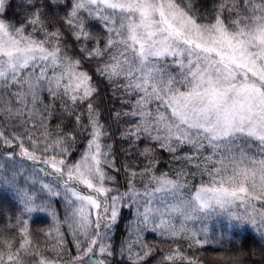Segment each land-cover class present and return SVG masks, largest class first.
Segmentation results:
<instances>
[{"label": "snow or ice", "instance_id": "obj_1", "mask_svg": "<svg viewBox=\"0 0 264 264\" xmlns=\"http://www.w3.org/2000/svg\"><path fill=\"white\" fill-rule=\"evenodd\" d=\"M49 2L65 5L62 28L42 18L43 0H15L19 23L7 15L13 0H0V159L13 161L10 175L0 163V178L22 204L0 226V264H65L69 243L70 264H147L157 250L146 231L223 256L229 245L209 238L207 227H188L218 210L251 225L264 243V0H216L203 14L197 0ZM94 78L119 105L108 110L112 123L125 125L119 166ZM57 104L72 130L52 124ZM160 151L177 165L172 175L157 174ZM121 172L123 192L115 187ZM51 197L65 201L63 221ZM125 207L135 217L117 251L107 241ZM38 210L53 223L34 239L24 214ZM160 256L157 264H201L178 243Z\"/></svg>", "mask_w": 264, "mask_h": 264}, {"label": "trees", "instance_id": "obj_2", "mask_svg": "<svg viewBox=\"0 0 264 264\" xmlns=\"http://www.w3.org/2000/svg\"><path fill=\"white\" fill-rule=\"evenodd\" d=\"M216 0H197V7L200 9V12L210 13L213 7V4ZM43 3L46 4L44 8L41 9L45 15L42 17L45 22L52 27H61L62 21L60 17L66 13L65 5H53L49 0H43ZM39 6V4H38ZM8 18L15 23H19L21 17L19 12L15 9V0H13V8L7 13ZM89 30L97 36H102V29L99 24L95 22H90ZM64 37L67 45L70 46V52L76 54L77 48L76 44L73 41L72 36L65 31ZM91 46V45H90ZM97 83L100 94H99V108L101 114V122L105 124L108 128V131L112 134L110 139H107L106 143H112L114 145V152L117 157L118 166L120 162L124 161V155L122 149L127 148V144L120 139L119 132L123 130L125 125L121 124L119 128L114 125L109 118V108L114 104L117 108L119 105L116 104L115 100L112 99V93L109 86L100 78H94ZM45 102L47 103V95L45 94ZM111 101V104L109 103ZM63 120L62 126H65L66 131L72 130L73 124L70 118L63 116L62 110L57 104V115L54 116L52 124ZM85 138L83 136L78 137L77 142V152L84 148ZM143 147V143L141 144ZM3 151V149H0ZM186 151V149H185ZM74 157L77 153L73 154ZM158 158L160 164L157 167V174L160 172H167L169 175H172V169L177 165L170 163V157L167 152L160 151L158 152ZM26 166L31 168L32 164H26L27 162L21 161ZM0 163L4 164V169L6 174H11V166L13 161L7 159H0ZM40 178L43 179L42 174ZM205 182L208 177L204 176L202 178ZM47 181V180H45ZM201 177L197 176L195 180H191V183L199 184ZM48 182V181H47ZM51 183V182H48ZM30 190H38L39 185H28ZM115 187H118L120 192L125 191L126 182L124 178V173L121 172L118 176ZM137 187L143 190V182L139 179L137 180ZM166 199H170L169 195L163 196ZM52 204V207L56 210V213L61 221L64 219L66 205L62 197H51L49 198ZM38 204L41 203L40 200L37 201ZM155 203V201H154ZM22 204L19 201V198L15 190L10 186L4 183L3 179L0 178V226L5 223V217H15L16 215L21 214ZM233 212H243V208H234ZM120 220L118 227L112 229L110 238L107 241L111 243L117 251L119 250L120 245L124 242L125 237L128 232V221L132 220L135 217V208H125L120 212ZM24 218L28 219L30 222V228L33 232V238L38 239L37 233L41 229H48L51 227L53 221L52 217L45 211H36L31 214H24ZM188 227L201 230L204 227L209 229V238L220 240L221 243L229 245L227 252L223 256L219 253L214 254L212 248L205 249H188L186 242L184 241H169L166 237H162L158 232L146 231L143 233L144 241L155 248L157 251L153 257H150L147 264H157V260L161 258L160 249L169 250L171 247H174L175 244H179L182 251L187 255L196 257L201 264H232V261L239 255L241 251L247 252L248 255L245 257V264H264V243L261 242V239L258 233L254 230L251 225L242 224L239 221L233 219L228 213L218 210L216 213L211 214L207 219L189 221ZM61 230L65 232L68 236V239L71 240L70 233L68 232L67 225L63 222L61 223ZM68 251L64 254L65 264H70V259L72 252L74 251L71 243L68 244ZM231 255L232 259H228V256ZM117 261L120 260V257L115 258ZM124 264H128L127 261Z\"/></svg>", "mask_w": 264, "mask_h": 264}, {"label": "clouds", "instance_id": "obj_3", "mask_svg": "<svg viewBox=\"0 0 264 264\" xmlns=\"http://www.w3.org/2000/svg\"><path fill=\"white\" fill-rule=\"evenodd\" d=\"M248 255L247 252H242L239 256H237L233 261L232 264H245V257ZM230 259V258H228ZM225 264H227V260H225Z\"/></svg>", "mask_w": 264, "mask_h": 264}, {"label": "rangeland", "instance_id": "obj_4", "mask_svg": "<svg viewBox=\"0 0 264 264\" xmlns=\"http://www.w3.org/2000/svg\"><path fill=\"white\" fill-rule=\"evenodd\" d=\"M25 162V161H24ZM27 163V165L28 164H32V162L31 161H26ZM28 167V166H27ZM43 176V175H42ZM43 180L45 181V180H47L48 182H52V180H51V177H45V176H43ZM47 181H45V182H47ZM61 191H63L62 189H61ZM121 192H123V191H121ZM157 195V197H160V196H166V195H168L167 193H157L156 194ZM126 208V207H125ZM125 208H121L120 209V212L123 210V209H125ZM134 208V207H133Z\"/></svg>", "mask_w": 264, "mask_h": 264}]
</instances>
